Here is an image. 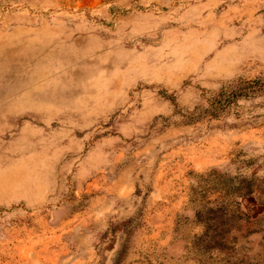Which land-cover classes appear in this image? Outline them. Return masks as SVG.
<instances>
[{
  "label": "rangeland",
  "instance_id": "rangeland-1",
  "mask_svg": "<svg viewBox=\"0 0 264 264\" xmlns=\"http://www.w3.org/2000/svg\"><path fill=\"white\" fill-rule=\"evenodd\" d=\"M259 76L264 0H0V264H264V231L215 245L190 202L215 168L264 201V95L209 104Z\"/></svg>",
  "mask_w": 264,
  "mask_h": 264
},
{
  "label": "trees",
  "instance_id": "trees-1",
  "mask_svg": "<svg viewBox=\"0 0 264 264\" xmlns=\"http://www.w3.org/2000/svg\"><path fill=\"white\" fill-rule=\"evenodd\" d=\"M259 95H264L263 76L241 79L234 88L222 91L209 100L211 116H218L241 98ZM209 175L214 177L220 188L213 197L204 192V185H200ZM198 178V184L193 186L190 202L196 222L206 228L211 243L238 244L240 239L264 231V201L259 187L263 178L255 174L254 177H239L231 182L217 168L200 174ZM245 200L254 202L259 210L253 214V210L244 206ZM184 223L180 221L178 225ZM114 264H121L120 256Z\"/></svg>",
  "mask_w": 264,
  "mask_h": 264
},
{
  "label": "crops",
  "instance_id": "crops-1",
  "mask_svg": "<svg viewBox=\"0 0 264 264\" xmlns=\"http://www.w3.org/2000/svg\"><path fill=\"white\" fill-rule=\"evenodd\" d=\"M0 112H3L4 116L8 114L11 116L12 106L0 103ZM4 116L0 118V206L10 203L16 198L12 189V143L10 139L6 140L5 138L11 129H7Z\"/></svg>",
  "mask_w": 264,
  "mask_h": 264
}]
</instances>
